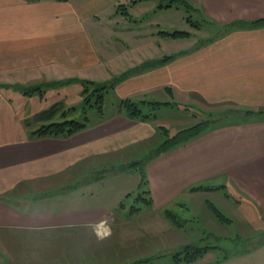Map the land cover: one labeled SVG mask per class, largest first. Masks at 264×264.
Segmentation results:
<instances>
[{
    "label": "crops",
    "instance_id": "0c3cea01",
    "mask_svg": "<svg viewBox=\"0 0 264 264\" xmlns=\"http://www.w3.org/2000/svg\"><path fill=\"white\" fill-rule=\"evenodd\" d=\"M192 1L205 10L208 24L215 25V31L207 30L206 36L187 47L189 54L185 57L176 58L175 53H169L174 56L172 60L141 70L140 66L151 59L148 54L109 77L133 69L136 72L130 79L141 78V87L136 85L137 93L126 97L168 100L169 87L171 98L177 103L197 106L199 112L204 110V116L218 120L202 135L147 164L153 200L149 210H157L167 219L162 208L171 198L193 182L217 176L223 177L222 184L233 186L264 210V26L228 28L222 33L218 27L264 17V0ZM80 4L82 0H0V264H152L153 259L160 263L161 257L171 254L164 251L166 246L159 231L157 241L153 240L155 237L150 239L149 225L143 224L149 211L142 223L116 224L118 219L113 213L120 211L119 203L129 193L126 185L121 195L109 194L99 204L90 201H94L93 196L85 198L78 192V206L61 204L55 209L57 198L50 196L57 172L76 169L82 177L85 169L134 158L135 151L141 152L143 141L154 136L157 120L145 122L115 110L69 138H35L22 123L27 117L18 114L11 95L5 91L24 81L28 75L21 77V73L26 70L30 81L22 85L51 80L32 78H36L40 64L48 67L43 70L41 66L42 71L49 72L52 56L61 49L68 63L75 56H85L86 36L80 34V21L67 18ZM175 7L180 6L174 3L165 8ZM91 15L98 14L90 11L88 17ZM115 26L112 24L110 29L115 30ZM169 27L168 32L177 30ZM68 28L74 33L67 37ZM129 174L122 172L120 176ZM105 175L89 184L107 183L119 176L110 172ZM73 179L65 178L59 184ZM85 186L79 185L78 191ZM141 213L142 209L133 214ZM136 229L143 240L126 238ZM176 230L181 231V227Z\"/></svg>",
    "mask_w": 264,
    "mask_h": 264
},
{
    "label": "rangeland",
    "instance_id": "374dc122",
    "mask_svg": "<svg viewBox=\"0 0 264 264\" xmlns=\"http://www.w3.org/2000/svg\"><path fill=\"white\" fill-rule=\"evenodd\" d=\"M112 1L82 0V4H80L78 10H75V13H69L68 17L65 15L68 19L75 18L80 21L79 24L82 29L80 34L86 36L87 51L85 56H75L72 63H68V57H64L61 52L62 49L55 52V55L52 56L53 61L49 63L51 67L49 72L42 71V65L40 64L35 74L36 78H32L33 81L50 78L51 80L44 82L41 88L31 95L25 94L14 87L4 89L11 95L13 107L18 114L27 117V119L22 120V123L31 132L42 124L59 119L61 117L59 114L70 107L75 108L68 113V118H77L80 121L88 116L91 118V123H97L96 117L99 113L96 110L95 96L92 95L89 105L85 108L87 102L85 103L83 90L87 83L84 85L82 79L79 78L107 79L112 73L121 72L136 62H140L148 54L151 60L154 59L153 57H163L169 53H175L176 58L185 57L189 54H187V47L195 44L202 35L206 36L208 32L211 33L212 30H216L215 25L207 24L209 17L205 10L197 7V4L192 0H189L193 4L190 12L185 11L183 6L170 9L160 8V0H138L136 3L129 0ZM122 2L126 3L127 10L123 9V6L120 7V10L118 9V5ZM90 11L92 14L98 15L88 17ZM186 13L192 16L194 20H201L202 29L196 30L195 26L188 24L187 20L183 18ZM202 19H204V22H202ZM112 24L113 26L116 25L115 30L110 29ZM169 26L175 27L174 29L188 30L191 34L173 38L159 33L160 30L170 29ZM218 27L220 28L219 33L225 32L227 29L219 25ZM76 30L78 31L77 28ZM207 30L209 31L206 32ZM72 33H74V30L70 28L66 30L67 37ZM154 34L155 36L152 38ZM62 58L66 62H63ZM42 67L43 70L48 69L47 66ZM145 67L140 66V69L142 70ZM24 72L21 73V77L24 74L28 76H24V81H20L19 84L30 81L29 70ZM32 75L34 74L32 73ZM119 76L124 75L117 74L105 81L108 88L104 94L103 106L107 115L116 110L122 95H124L123 97L135 95L137 92L134 89L140 86L139 81L141 78L130 79L132 76L129 75V77L117 81L115 78ZM62 78L64 79L62 80ZM67 80L70 82H64ZM89 86H92V84ZM169 99L177 102L171 97ZM53 107L57 109V113L51 119H41L39 117L41 111ZM198 110L200 109L197 106L192 105H181L179 108L176 106H161L160 109L156 110L157 122L166 125L174 133L180 127L195 122L194 115L198 114L199 119L204 118L202 112L204 110L201 112ZM145 141L142 145H145ZM142 145L140 148H142ZM134 154L137 158V152H134ZM73 166H76L75 162ZM118 174V178L107 183L95 185L87 183L85 188L80 189V191L76 189L71 194L68 192L63 196L51 194V198H57L54 199L56 203L54 201L53 207L58 209V205L61 206V204L66 207L78 206V192H82L85 198L93 196L94 201L93 199L90 201L99 204L101 199L107 198L109 194L121 195L122 188H125L126 185L129 193L134 192L127 198L128 193H126L123 196L125 207H119L120 211L113 213L114 217L118 219L117 225H120L122 221L133 222L134 224L142 223L143 220L145 221L146 212L149 211L148 220L143 224L144 226L149 225L150 239L155 237L153 240L157 241L158 237L156 236L158 231L160 232L161 235H159L163 237L166 246L164 251L177 252L183 244L191 241H201V245L216 244L220 246V248H212L191 262L182 261L177 263L166 255L161 257L160 263H157V259H153L154 263L152 264H264V241L258 244L264 238V210H260L256 204L254 205L252 201L236 192L233 186L222 184V176L212 179L205 178V180L198 183L193 182L187 190L178 192L176 196L171 198L170 202L165 204L162 209L174 210L173 212L179 217L178 220L182 224L180 231L176 230L169 219L163 218L157 210L153 212L142 201L136 200L141 180V174L138 170H132L129 175L125 176H120L121 173ZM78 175L76 169H71L69 172L65 170L57 172L53 176L52 186L56 187L58 185L57 187H59L62 185L59 183L63 179H72ZM196 186H202V188L193 189ZM59 200H61V203L58 202ZM207 200L214 202L223 211L224 215L231 218L232 221L219 222L207 207ZM133 205L141 206L143 213H131L130 210ZM99 223L95 225H99ZM133 230H135V227ZM126 238H132L135 241L143 240L141 232L137 229L126 234ZM224 251L231 256L220 262H215L216 256H222ZM138 264L142 263L138 261Z\"/></svg>",
    "mask_w": 264,
    "mask_h": 264
},
{
    "label": "trees",
    "instance_id": "16d2710c",
    "mask_svg": "<svg viewBox=\"0 0 264 264\" xmlns=\"http://www.w3.org/2000/svg\"><path fill=\"white\" fill-rule=\"evenodd\" d=\"M35 1V0H31ZM57 1H68V0H57ZM138 0H133V3H136ZM166 1V2H164ZM176 3L177 6H183L185 8V11L190 12L192 9L193 4L189 0H161L159 3V7H168L172 4ZM123 6V9H126V4H119L118 9L120 10V7ZM127 10V9H126ZM126 12V11H124ZM189 24L192 26H195L196 29H201V20H194L192 16L189 14L186 17ZM207 20V19H206ZM210 20H207L209 23ZM202 22H204V19H202ZM207 23V24H208ZM264 26V17L250 20V21H244V20H237L234 22H231L226 28L228 30L231 28H237V27H243V28H252V27H261ZM160 33L163 35H170L172 37H184L188 36L191 33L188 30L183 29H177L172 32H168L166 30H160ZM174 56L172 55H166L163 58L159 59H153L149 60L143 66L147 67H155L161 64H164L170 60H172ZM136 71L131 69L124 71L120 73L119 76L115 79L117 81L131 76ZM84 85L87 83L85 89L83 92L85 93V103L86 107L89 105V101L92 99V95L95 97L96 102V110L98 111V115L96 119L99 121H102L107 117V114L104 111V94L108 88V85L105 84V81H95L92 79H82ZM64 82H70L69 80ZM44 83L39 84H29V85H22L17 84L14 86V88H17L21 90L23 93L31 95L34 91L39 90L41 88V85ZM92 84V86L89 85ZM91 87V88H90ZM167 91L172 97V90L167 87ZM176 106L179 108L181 104L168 100H158V99H151V98H133V97H125L122 98L119 103L118 107L116 108L117 112L123 113L130 118L133 119H139L145 122H151L157 120V111L161 108V106ZM93 106V105H92ZM95 106V104H94ZM75 107H70L68 110L62 111L59 115L61 116L59 119L50 121L48 123L42 124L38 128L32 130L31 135L35 138H41V137H70L81 130L93 125L91 123V118L88 116H85L83 120H78L77 118H68V113L72 111ZM248 113H251V111H247ZM262 112V111H261ZM57 113V109L55 107L47 110H43L39 113V117L41 119H51L53 116H55ZM195 122L189 123L187 125H184L177 129L176 132L172 133L170 129L164 125V124H157L156 125V132L154 136L151 139H147L144 143L145 145H142L141 152H137V158L136 155L134 158H131L128 160V162H125L123 160H119L112 163L110 166H102V167H95L91 169H85V175L76 176L73 180L69 181L68 183L59 186L54 187L51 189V194H59L60 192H69L74 189H77L79 185H85L89 184L91 182H95L98 180L104 179L107 175L106 173H122V172H130L132 170H138L141 174V180L139 183L138 188V194L136 200L142 201L146 206L151 207L153 204L152 198H151V190L149 187V179L146 172V166L147 164L161 156L162 154H165L179 146H182L192 139L202 135L207 130H209L214 123H216L218 120H213L209 115L204 116V118L199 119L198 114L194 115ZM136 158V159H135ZM81 177V181L80 178ZM202 186L199 187H193V189L198 190L201 189ZM132 193H128L127 197H130ZM125 199H123L119 207H125L124 203ZM206 205L211 211V213L214 215V217L219 222H228L232 221L231 218L224 215L223 211L212 201L207 200ZM141 206L133 205L131 207V212L134 213L136 211L141 210ZM174 210H170L169 208H166L164 210V213L166 217L169 219V221L175 226V227H181V222L178 220V216H176V213L173 212ZM264 241V238L258 243L261 244ZM220 248V246L214 244V245H201V241H191L189 243L183 244L180 249L177 252H172L170 254V257L174 259L175 262L181 263L182 261L185 262H191L195 259H197L199 256H202L204 253L211 249ZM231 255L228 252L224 251V254L222 256L217 257L215 259V262H220L225 258L230 257ZM152 260V258L150 259ZM213 263V262H212Z\"/></svg>",
    "mask_w": 264,
    "mask_h": 264
},
{
    "label": "clouds",
    "instance_id": "9594fccd",
    "mask_svg": "<svg viewBox=\"0 0 264 264\" xmlns=\"http://www.w3.org/2000/svg\"><path fill=\"white\" fill-rule=\"evenodd\" d=\"M108 235H110V232L108 233Z\"/></svg>",
    "mask_w": 264,
    "mask_h": 264
}]
</instances>
